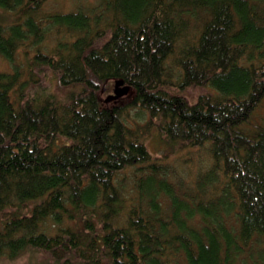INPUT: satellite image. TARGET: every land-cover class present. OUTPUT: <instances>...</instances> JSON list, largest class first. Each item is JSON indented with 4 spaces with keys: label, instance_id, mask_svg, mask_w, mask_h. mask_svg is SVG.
<instances>
[{
    "label": "trees",
    "instance_id": "trees-1",
    "mask_svg": "<svg viewBox=\"0 0 264 264\" xmlns=\"http://www.w3.org/2000/svg\"><path fill=\"white\" fill-rule=\"evenodd\" d=\"M48 1L0 0V259L264 264V0Z\"/></svg>",
    "mask_w": 264,
    "mask_h": 264
},
{
    "label": "rangeland",
    "instance_id": "rangeland-1",
    "mask_svg": "<svg viewBox=\"0 0 264 264\" xmlns=\"http://www.w3.org/2000/svg\"><path fill=\"white\" fill-rule=\"evenodd\" d=\"M98 1L101 0H49L47 2V9H54L57 11H62V12H69V11H76L78 9V7H85V8H90L91 6L93 7V5H96L98 3ZM44 44L52 46L53 45V41L51 39V37H49L47 39V41L44 42ZM28 47L25 46V49H27ZM20 51H18V59H20ZM11 67L10 64L3 58L0 56V72H10ZM40 79L43 81V75L40 77ZM47 82V86L50 87L51 89L55 88L54 82H53V77L50 73H46L45 75V81ZM44 81V82H45ZM206 90L202 89V88H197V87H190L188 88L185 92H183L184 96H186L189 100H193L195 99L200 93H204ZM109 93H112L111 91ZM131 95L130 92H128L127 94L121 96L119 99H124L127 98ZM264 114V101L262 103V105L260 106V108L253 114V122H257L260 121L261 118L263 117ZM148 148L149 151L152 154H159V150L161 149V147L159 146V144H156L157 142L155 140H148ZM185 153H179L177 156L174 155L171 159L176 160L175 162H177V164L180 167L183 168H187L188 165H193L192 166V172L195 170V168L198 167V163L197 160L194 158V160L191 162L190 160L187 161L188 156L186 157L184 155ZM176 156V158H175ZM188 163V164H184V163ZM43 256L40 255V253L37 254H23L19 257H17L15 260H5V259H0V264H37L42 260Z\"/></svg>",
    "mask_w": 264,
    "mask_h": 264
},
{
    "label": "water",
    "instance_id": "water-1",
    "mask_svg": "<svg viewBox=\"0 0 264 264\" xmlns=\"http://www.w3.org/2000/svg\"><path fill=\"white\" fill-rule=\"evenodd\" d=\"M129 92V86L124 85L123 81L118 79L114 81L113 93L105 97V101L111 99H118L121 96L127 94Z\"/></svg>",
    "mask_w": 264,
    "mask_h": 264
},
{
    "label": "bare ground",
    "instance_id": "bare-ground-1",
    "mask_svg": "<svg viewBox=\"0 0 264 264\" xmlns=\"http://www.w3.org/2000/svg\"><path fill=\"white\" fill-rule=\"evenodd\" d=\"M148 141V140H147ZM147 141H145L147 143Z\"/></svg>",
    "mask_w": 264,
    "mask_h": 264
}]
</instances>
